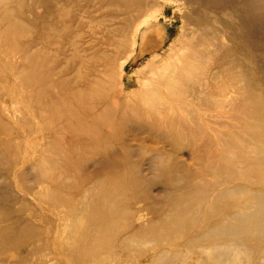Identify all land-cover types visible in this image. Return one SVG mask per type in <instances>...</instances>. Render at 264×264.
Returning <instances> with one entry per match:
<instances>
[{"label": "rangeland", "instance_id": "374dc122", "mask_svg": "<svg viewBox=\"0 0 264 264\" xmlns=\"http://www.w3.org/2000/svg\"><path fill=\"white\" fill-rule=\"evenodd\" d=\"M263 203L264 0H0V264H264Z\"/></svg>", "mask_w": 264, "mask_h": 264}, {"label": "bare ground", "instance_id": "6f19581e", "mask_svg": "<svg viewBox=\"0 0 264 264\" xmlns=\"http://www.w3.org/2000/svg\"><path fill=\"white\" fill-rule=\"evenodd\" d=\"M138 15L139 16L142 15V17L140 18L139 23L137 24V27H138V28H136L137 32H139L140 28H143V27L149 25L150 22H152V20H153L152 16L149 15V14L143 15V13H139ZM162 34H163V31L160 28L157 31H155V32H151L149 30V27H147L144 30V32H143V36H144L146 41L149 38H150V40H154L155 38L160 37ZM163 40L164 41L162 42L163 43L162 48H165L166 50L170 49V47L172 46V40L170 38L167 39L165 37L163 38ZM168 64L169 63L167 62L166 65H168ZM170 65L171 66H168V67L165 68V71H168V70L169 71H168V73L162 74V75H164V76H162V78L166 79L167 83L172 82L175 86H177L179 77L181 78V75H182V74L180 75L179 73L186 68L185 62H184V56L182 54H180L179 55V61L176 60L175 62H171ZM186 77H188L187 73H186ZM179 86L181 88H174V89L167 90L166 94H168V95L169 94L177 95V92H178L180 95H182V94L186 93L187 90L183 89L184 87H182L180 84H179ZM92 89H95V87L90 86L88 84H85L82 94L84 96H88L90 94V92L92 91ZM125 92H128V89H126ZM156 92H158L157 89H152L151 90L152 95H157ZM80 96L87 104H92L90 102V99H86V98L82 97V95H80ZM124 96L127 97V95H125V94H124ZM148 107L156 109L157 105H152V106H148ZM175 131H178V130H175ZM260 206H261V211H262V209H264V203L261 204ZM258 211H260V208H259Z\"/></svg>", "mask_w": 264, "mask_h": 264}]
</instances>
